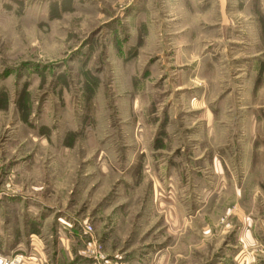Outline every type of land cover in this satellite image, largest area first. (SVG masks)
Here are the masks:
<instances>
[{
	"label": "rangeland",
	"instance_id": "rangeland-1",
	"mask_svg": "<svg viewBox=\"0 0 264 264\" xmlns=\"http://www.w3.org/2000/svg\"><path fill=\"white\" fill-rule=\"evenodd\" d=\"M0 254L264 264V0H0Z\"/></svg>",
	"mask_w": 264,
	"mask_h": 264
},
{
	"label": "built area",
	"instance_id": "built-area-1",
	"mask_svg": "<svg viewBox=\"0 0 264 264\" xmlns=\"http://www.w3.org/2000/svg\"><path fill=\"white\" fill-rule=\"evenodd\" d=\"M0 264H25L23 256H5L0 254Z\"/></svg>",
	"mask_w": 264,
	"mask_h": 264
}]
</instances>
